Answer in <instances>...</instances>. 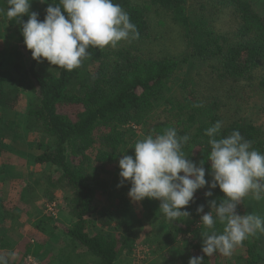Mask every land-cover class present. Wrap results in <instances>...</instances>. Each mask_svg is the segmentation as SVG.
<instances>
[{
  "label": "trees",
  "instance_id": "trees-1",
  "mask_svg": "<svg viewBox=\"0 0 264 264\" xmlns=\"http://www.w3.org/2000/svg\"><path fill=\"white\" fill-rule=\"evenodd\" d=\"M1 1L7 8V0ZM193 1L113 0L129 14L139 38L122 40L115 48H90V55L72 71L54 65L49 69L40 68L24 44L21 24L5 17L6 24L16 31L29 62L26 67L15 64L18 76L10 90L0 85V107L12 112L18 95L21 92L28 95L25 111H13V114L23 121L26 133L47 136L34 161L49 166L57 174L55 186L65 193L60 210L71 218L65 236L74 250L94 257L96 264H120L118 256L122 252L134 251L133 235L138 231L132 221L138 205L150 215V220L154 215L153 230L145 238L153 252L168 247L171 254L163 255L172 264H188L193 256H203V264L223 263L218 251L211 256L202 252V235L210 230L200 222L203 213L196 212L198 205L203 204L204 211L208 212V200L222 199L224 194L218 187L212 197L206 198L205 191L194 193L195 202L186 206L190 216L182 215L173 222L159 209V200L145 198L133 202L128 196L129 182L117 187L118 161L123 154H134L137 140L149 134H162L170 127L177 130L178 136L187 134L190 139L181 151L198 164L204 162L206 179L211 178L208 175L211 147L205 129L216 121H222L217 138L238 129L245 139L252 141L254 149L264 153L261 128L245 117L224 120V100L203 89L201 77L205 72H192L185 67L195 60L199 64L212 62L210 71H206L212 79L234 84L244 81L247 87L262 89L264 94V15L256 12L251 0H196L198 8ZM50 3L58 4L59 0ZM222 9L237 20L231 34L219 33L214 28L213 17L210 18L212 12ZM152 13L164 14L178 26L186 43L185 55L181 58L153 56L144 50L143 44L156 38ZM39 14L43 20L45 10ZM22 19L26 21L28 16ZM157 109L164 112L162 120L154 115ZM15 123L14 119L6 121L5 128L10 131ZM2 143L0 138V150ZM99 191L106 192L107 205L99 212V220L93 222L90 214ZM47 219L51 220L52 216L40 215L31 226L42 234L47 233L48 238L55 226ZM90 226L99 228L89 232ZM216 231L222 232L223 225L217 222ZM259 245L257 239L242 243L234 253V260L226 262L261 264L264 255ZM9 264L18 262L14 259Z\"/></svg>",
  "mask_w": 264,
  "mask_h": 264
},
{
  "label": "clouds",
  "instance_id": "clouds-1",
  "mask_svg": "<svg viewBox=\"0 0 264 264\" xmlns=\"http://www.w3.org/2000/svg\"><path fill=\"white\" fill-rule=\"evenodd\" d=\"M47 3L43 20L39 12L31 11L32 0H7V8H0V15L21 24V34L31 56L37 62L72 71L81 66L90 55V48H115L122 40L139 38V32L129 14L113 0H59ZM28 19L24 21L23 16ZM222 121L205 129L211 151L210 179H206L204 162L199 164L186 157L182 146L190 137L178 136L170 127L159 135H146L134 144V154L121 155V187L130 183L128 196L133 202L145 198L159 200V209L170 221L190 216L186 206L195 202L194 193L206 189L204 196L212 197L217 187L224 194L222 199L208 200L210 211L204 205L196 208L200 222L210 230L203 233L202 252L211 256L219 252L230 256L233 250L257 231L264 232V216L241 215L237 206L249 194L259 201L264 199V153L252 147L238 129L220 137ZM217 222L223 231H216ZM15 252L0 254V264H9ZM203 256L189 258L188 264H203Z\"/></svg>",
  "mask_w": 264,
  "mask_h": 264
},
{
  "label": "rangeland",
  "instance_id": "rangeland-1",
  "mask_svg": "<svg viewBox=\"0 0 264 264\" xmlns=\"http://www.w3.org/2000/svg\"><path fill=\"white\" fill-rule=\"evenodd\" d=\"M50 1L48 0V3ZM251 1L256 12L264 15V0ZM193 2L194 6L198 8L199 3H196V0ZM46 7L47 3L32 0L30 10L41 13ZM0 8L6 9L1 0ZM150 9L155 8L151 7ZM149 12L152 11L149 10ZM153 15L156 22V28H154L156 38L144 43V50L153 56L167 55L177 59L181 58L185 55L186 43L178 26L172 24L171 20L164 14L152 13ZM210 16V18L213 17L214 28L219 33L231 34L236 27V18L225 9L216 10ZM28 62L29 56L20 43L16 31L10 28L6 24V18L0 15V85L4 90H10L11 86L15 85V77L18 76L15 64H22L26 67ZM190 62L192 65L188 64L187 66L186 63L185 67L190 68L192 72L195 70L205 72L201 77L203 89H206V92H213L218 99L224 100L222 112L224 120H232L235 116L249 118L264 132V98H262L264 94L262 89L247 87L244 85V81L234 84L231 81L212 79L206 71H210L214 63L206 61L199 64L196 60L194 63ZM37 65L42 69L52 67L47 60L37 62ZM27 101L28 95L21 92L13 111L19 113L25 111ZM13 111L10 112L0 107V138L3 142L0 150L1 254L7 255L12 249L16 253L15 260L18 264H96L94 257L74 250L65 236V229L70 226L71 218L64 210H60V207L64 205L62 198L65 193L63 194V191L55 186L57 174L49 166L34 161L35 154L46 144L47 136L39 132L26 133L22 128L23 121L17 120ZM162 113L164 112L157 109L154 115L158 120H162ZM13 119L16 123L11 126L9 131L7 126L5 128V124L6 121ZM205 190L202 188L196 192H204ZM106 196V192H98L94 209L90 214L93 222L99 220V212L102 211L104 205H107ZM141 208L139 205L135 208V220L132 221V226H135L138 231L134 232L133 235L135 249L132 252H122L118 256V263L172 264L169 260L164 259V255L169 256L171 254L168 247H163L155 252L148 247L145 238H149L148 236L153 230L154 215H151L152 220H150V215L147 216L144 208ZM4 211H8V214H5ZM237 212L241 215L251 213L264 216V199L257 201L249 194L237 206ZM43 214H50L52 219H47L48 223L55 226L51 231L53 235L48 238L47 233L42 234L31 226L32 221ZM96 227L90 226V229H87L91 232V229L95 230ZM254 239L260 241V250L264 255V232L257 231L255 235L250 236L243 243L251 242ZM46 240L50 244H47ZM9 243L12 244L11 248H8ZM2 244L3 247H1ZM51 244L55 248L51 249ZM58 249L59 252L56 254ZM239 249L240 245L233 250L230 256L221 254L222 264H230L226 261L234 260V253Z\"/></svg>",
  "mask_w": 264,
  "mask_h": 264
}]
</instances>
